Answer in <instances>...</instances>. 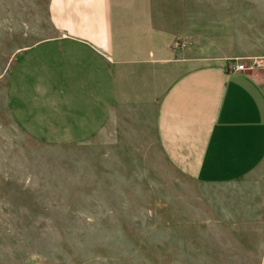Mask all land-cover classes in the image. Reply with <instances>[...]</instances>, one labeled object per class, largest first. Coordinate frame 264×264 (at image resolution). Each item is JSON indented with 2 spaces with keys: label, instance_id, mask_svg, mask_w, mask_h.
Segmentation results:
<instances>
[{
  "label": "rangeland",
  "instance_id": "obj_1",
  "mask_svg": "<svg viewBox=\"0 0 264 264\" xmlns=\"http://www.w3.org/2000/svg\"><path fill=\"white\" fill-rule=\"evenodd\" d=\"M51 1L0 0V264H264V161L206 184L168 165L152 136L61 143L34 125L46 106L26 88L19 112L34 129L14 125L10 66L53 36ZM146 1L158 18L200 16L203 61L229 54L264 75V0L114 3Z\"/></svg>",
  "mask_w": 264,
  "mask_h": 264
},
{
  "label": "crops",
  "instance_id": "obj_2",
  "mask_svg": "<svg viewBox=\"0 0 264 264\" xmlns=\"http://www.w3.org/2000/svg\"><path fill=\"white\" fill-rule=\"evenodd\" d=\"M150 3L52 0L53 36L10 66L14 125L34 129L19 112L26 88L46 106L34 125L60 130L61 143L152 136L168 165L193 181L246 178L264 161V75L244 63L230 68L239 59L229 54L203 61L200 16L158 18Z\"/></svg>",
  "mask_w": 264,
  "mask_h": 264
},
{
  "label": "built area",
  "instance_id": "obj_3",
  "mask_svg": "<svg viewBox=\"0 0 264 264\" xmlns=\"http://www.w3.org/2000/svg\"><path fill=\"white\" fill-rule=\"evenodd\" d=\"M229 67L238 71H243L246 69L244 64L238 62L236 59H234V61L229 65Z\"/></svg>",
  "mask_w": 264,
  "mask_h": 264
}]
</instances>
